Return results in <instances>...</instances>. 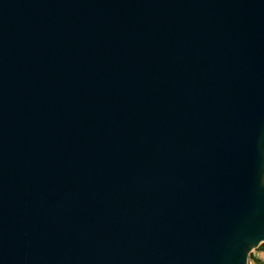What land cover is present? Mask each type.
<instances>
[{
  "label": "water",
  "instance_id": "water-1",
  "mask_svg": "<svg viewBox=\"0 0 264 264\" xmlns=\"http://www.w3.org/2000/svg\"><path fill=\"white\" fill-rule=\"evenodd\" d=\"M263 242L264 0H0V264Z\"/></svg>",
  "mask_w": 264,
  "mask_h": 264
},
{
  "label": "rangeland",
  "instance_id": "rangeland-1",
  "mask_svg": "<svg viewBox=\"0 0 264 264\" xmlns=\"http://www.w3.org/2000/svg\"><path fill=\"white\" fill-rule=\"evenodd\" d=\"M248 264H264V242L250 252Z\"/></svg>",
  "mask_w": 264,
  "mask_h": 264
}]
</instances>
